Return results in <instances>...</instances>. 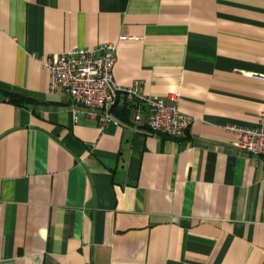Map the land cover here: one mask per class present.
Segmentation results:
<instances>
[{"label": "crops", "instance_id": "1", "mask_svg": "<svg viewBox=\"0 0 264 264\" xmlns=\"http://www.w3.org/2000/svg\"><path fill=\"white\" fill-rule=\"evenodd\" d=\"M115 44L113 78L181 138L51 90L44 57ZM0 264H264V0H0Z\"/></svg>", "mask_w": 264, "mask_h": 264}, {"label": "built area", "instance_id": "2", "mask_svg": "<svg viewBox=\"0 0 264 264\" xmlns=\"http://www.w3.org/2000/svg\"><path fill=\"white\" fill-rule=\"evenodd\" d=\"M51 74V90L61 89L75 103L101 112L100 128L116 123L111 108L119 96L133 108L132 119L142 122L156 133L172 138L185 136L191 119L177 102L146 94L141 80L122 85L113 78L115 44L107 42L96 48H70L43 58ZM238 138L233 144L253 155L264 158V115L252 126L234 127Z\"/></svg>", "mask_w": 264, "mask_h": 264}, {"label": "trees", "instance_id": "3", "mask_svg": "<svg viewBox=\"0 0 264 264\" xmlns=\"http://www.w3.org/2000/svg\"><path fill=\"white\" fill-rule=\"evenodd\" d=\"M0 93L3 94V95L8 96L9 99H10L12 102H15V103H21V102H23V100L25 99V98L22 97V96H18L17 94H14V93H12V92H7V91L1 90V89H0Z\"/></svg>", "mask_w": 264, "mask_h": 264}]
</instances>
